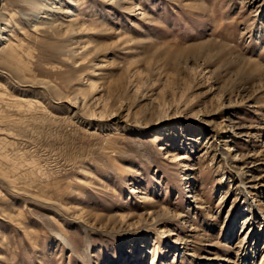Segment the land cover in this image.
Segmentation results:
<instances>
[{
	"label": "rangeland",
	"instance_id": "1",
	"mask_svg": "<svg viewBox=\"0 0 264 264\" xmlns=\"http://www.w3.org/2000/svg\"><path fill=\"white\" fill-rule=\"evenodd\" d=\"M0 264H264V0H1Z\"/></svg>",
	"mask_w": 264,
	"mask_h": 264
},
{
	"label": "bare ground",
	"instance_id": "2",
	"mask_svg": "<svg viewBox=\"0 0 264 264\" xmlns=\"http://www.w3.org/2000/svg\"><path fill=\"white\" fill-rule=\"evenodd\" d=\"M1 1V0H0ZM193 199V198H192ZM253 211H255V210H253ZM61 238V237H60Z\"/></svg>",
	"mask_w": 264,
	"mask_h": 264
}]
</instances>
